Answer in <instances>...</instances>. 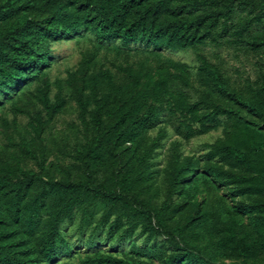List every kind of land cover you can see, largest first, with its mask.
Masks as SVG:
<instances>
[{"label":"trees","instance_id":"obj_1","mask_svg":"<svg viewBox=\"0 0 264 264\" xmlns=\"http://www.w3.org/2000/svg\"><path fill=\"white\" fill-rule=\"evenodd\" d=\"M85 32L140 43L145 60L116 66L121 81L96 69L91 54L68 72L85 131L72 166L48 164L30 143L21 150L38 170L0 158V264L72 256L64 222L100 212L97 225L111 224L110 233L128 238L139 229L164 236L169 248L134 247L140 256L130 258L99 250L84 264H264V59L257 80L234 86L202 53L194 73L164 54L212 43L262 56L264 0H0V105L40 80L35 97L46 118L16 104L37 141L65 106L62 82L51 99V44ZM163 121L186 140L222 135L203 162L173 152L160 199L151 169L164 137L151 141L149 132Z\"/></svg>","mask_w":264,"mask_h":264},{"label":"rangeland","instance_id":"obj_2","mask_svg":"<svg viewBox=\"0 0 264 264\" xmlns=\"http://www.w3.org/2000/svg\"><path fill=\"white\" fill-rule=\"evenodd\" d=\"M144 49L145 46L140 43H131L127 47L120 40L101 41L92 32H85L74 40L52 42L53 63L46 69L47 77L52 84L51 99L56 100L58 84L62 82L65 106L47 127L42 135L43 139L37 141L28 125L30 116L19 113L16 104L25 106L33 115L39 114L46 118V110L35 97V88L40 80L30 81L21 92L15 93L12 98H5L0 105V158L13 160V157L17 156L24 168L38 170L36 160L21 150V146L30 143L29 149L32 154L40 155L41 150L45 151L49 158L48 164L52 163L59 167L72 166L73 154L84 142L85 131L79 118V106L66 84L68 72L77 69L82 58L91 54L95 57L96 69L109 68L116 80L121 81L123 75L116 66L134 65L144 61L146 57ZM198 53H202L217 64L234 86H242L247 78L257 80L258 64L264 59V54L261 56L233 46H218L212 43L197 48L164 50L167 56L187 63L193 73L200 64ZM160 135L164 138L159 142L160 147L156 150L151 170L154 172V186L159 190L162 199L165 196L164 184L173 152L179 153L182 158L193 156L203 162V156L209 150L208 144L222 135V128L186 140L177 136L172 126L163 121L149 132L151 141ZM100 215L101 212L94 215L91 220H84L81 214L77 213L73 219L64 222L62 229L75 252L70 257H60L52 264H84L83 260L86 257L99 250L130 258L140 256L133 251L134 247L141 250L155 246L169 248L164 236L148 238L147 234H142L139 229L128 238H122V230L110 233L111 224L107 223L101 227L97 225ZM92 237L96 238L94 244H90ZM148 260L156 262V258Z\"/></svg>","mask_w":264,"mask_h":264}]
</instances>
